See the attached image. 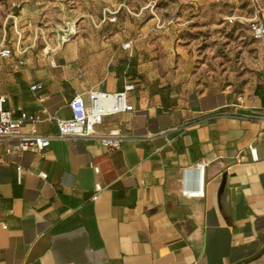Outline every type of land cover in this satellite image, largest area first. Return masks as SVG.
Instances as JSON below:
<instances>
[{
    "label": "crops",
    "instance_id": "obj_1",
    "mask_svg": "<svg viewBox=\"0 0 264 264\" xmlns=\"http://www.w3.org/2000/svg\"><path fill=\"white\" fill-rule=\"evenodd\" d=\"M132 14L126 0H96L62 43L23 7L1 41L14 50L0 54L6 108L41 116L22 132L54 137L45 156L10 153L15 137L0 142V264H264V71L237 88L203 89L193 58L171 51L156 18ZM128 85L135 109L95 126L119 129V147L58 137L53 117L73 116L78 91L89 103L92 89Z\"/></svg>",
    "mask_w": 264,
    "mask_h": 264
},
{
    "label": "rangeland",
    "instance_id": "obj_2",
    "mask_svg": "<svg viewBox=\"0 0 264 264\" xmlns=\"http://www.w3.org/2000/svg\"><path fill=\"white\" fill-rule=\"evenodd\" d=\"M96 0H0V43L25 15L49 33L62 34L79 26L84 11ZM125 0H106L116 6ZM135 18H156L157 29L171 39V51L193 58V76L203 89L237 88L260 78L264 71V43L253 39L247 25L230 23L229 17L250 16V0H126ZM92 11V10H91ZM90 11V12H91ZM141 12V13H140ZM174 48V49H173ZM182 52L177 54L179 58Z\"/></svg>",
    "mask_w": 264,
    "mask_h": 264
},
{
    "label": "built area",
    "instance_id": "obj_3",
    "mask_svg": "<svg viewBox=\"0 0 264 264\" xmlns=\"http://www.w3.org/2000/svg\"><path fill=\"white\" fill-rule=\"evenodd\" d=\"M255 8L256 15L234 16L229 17L230 23H239L247 25L251 35L258 41H264V19L258 15L261 11V3L263 0H250ZM115 19V18H114ZM76 33L75 28H70L61 36V42L65 43L71 40L72 35ZM14 50L10 46L3 45L0 49V54L4 57L11 56ZM41 87L39 84H34L33 88ZM134 85H128L125 91L117 93L102 92L98 89L89 91L90 102L85 98V92L78 91L70 103L73 116L70 118L53 117L59 125L58 137L69 139H85L95 137L99 139L107 147H119L125 136L119 129L112 130L108 134H98L95 126L104 121L107 115L118 113L126 110H134L133 104L128 102L127 91L132 89ZM43 99V98H42ZM6 97L0 95V142L6 137H15L17 142L12 144L8 151L10 153H24L32 151L42 156L46 155L47 148L51 145L53 135L24 133L21 126L25 121H40V115L24 113L22 118H15L13 111L5 106ZM251 153L254 160L259 159L258 148L255 145L251 146ZM91 164L99 172L100 168L94 162ZM198 167L203 171L205 163H199ZM22 167H20V172ZM43 177H47L46 172H42ZM102 185H97V193L94 198H98V192L102 189ZM187 196L200 197L205 195L204 188L197 191H184Z\"/></svg>",
    "mask_w": 264,
    "mask_h": 264
},
{
    "label": "water",
    "instance_id": "obj_4",
    "mask_svg": "<svg viewBox=\"0 0 264 264\" xmlns=\"http://www.w3.org/2000/svg\"><path fill=\"white\" fill-rule=\"evenodd\" d=\"M226 183H227V175L224 176L223 183H222V186H221V189H220V194H222L224 192L225 187H226ZM244 262H247V261H244ZM243 263H239V264H243Z\"/></svg>",
    "mask_w": 264,
    "mask_h": 264
},
{
    "label": "trees",
    "instance_id": "obj_5",
    "mask_svg": "<svg viewBox=\"0 0 264 264\" xmlns=\"http://www.w3.org/2000/svg\"><path fill=\"white\" fill-rule=\"evenodd\" d=\"M253 37V36H252ZM253 39H254V37H253ZM256 40V39H255Z\"/></svg>",
    "mask_w": 264,
    "mask_h": 264
}]
</instances>
